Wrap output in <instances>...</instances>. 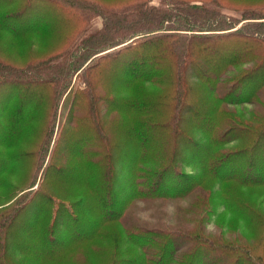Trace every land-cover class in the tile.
I'll list each match as a JSON object with an SVG mask.
<instances>
[{"label": "trees", "instance_id": "1", "mask_svg": "<svg viewBox=\"0 0 264 264\" xmlns=\"http://www.w3.org/2000/svg\"><path fill=\"white\" fill-rule=\"evenodd\" d=\"M49 1L50 6L56 3ZM63 1L66 4L47 10L44 19L75 1L82 3ZM149 1L96 6L105 25L92 28L88 24L89 32L82 37L88 45L87 59L98 56L82 68L85 85L90 87L77 97L83 100L82 124L89 119L84 102L96 106L90 116L94 132L76 125L61 134L52 164L45 165L24 202L35 201L36 218L22 240L35 237L47 225L38 239L54 251L65 241L97 244L106 229L118 225L110 264H264V109L251 112L247 119L243 111L231 108L264 98V5L242 9L241 20H251L237 27L239 19L224 15L216 8V0H168L159 6ZM33 9L28 4L19 11H4L0 29L11 34L27 32ZM79 14L86 17L84 10ZM36 69L40 74L45 67ZM36 79L45 85L59 82L56 76ZM21 97L14 110L20 109ZM152 137L156 141L150 143ZM64 140L66 150L60 152ZM147 143L152 144L151 150L146 149ZM132 147L133 157L126 162ZM63 167L70 172H63ZM73 171L84 177L73 178ZM91 176L103 183L107 197L95 214H86L83 206H89L99 192ZM118 181L124 182L123 188L117 187ZM84 185L91 195L75 194L86 192ZM196 190V215L183 221L182 239L177 237L180 232L158 238L159 231L151 225L124 222L135 200H173ZM228 191L236 193L235 202L225 197ZM254 194L262 197L256 199ZM207 202L211 209L206 208ZM219 206L250 239L244 240L239 232L226 236L227 222L218 236L205 231L209 214L216 215L214 221L219 219ZM15 211L19 212V206ZM16 212L7 221L15 223ZM184 243L185 249L176 253Z\"/></svg>", "mask_w": 264, "mask_h": 264}, {"label": "rangeland", "instance_id": "2", "mask_svg": "<svg viewBox=\"0 0 264 264\" xmlns=\"http://www.w3.org/2000/svg\"><path fill=\"white\" fill-rule=\"evenodd\" d=\"M7 1L10 0L5 2L0 0V23L3 18L1 13L4 11H9L7 13L14 9L19 11L28 4L31 7L35 6V9L32 10L33 15L28 16L27 25L32 26L27 32L11 34L7 30L0 29V264H110L117 243L118 237L115 232L118 225H112L106 229L105 236L97 244L84 240H75L71 244H67L65 241L52 251L46 248L45 242L38 239L43 238L42 235L47 231V225L42 226V231L35 237L27 241L22 240L23 233L30 226H34V218H36L35 201L32 200L29 205L24 202L28 199L30 190L39 183L45 165L52 164V152H54V147L59 137L62 136L61 134L76 125L94 132V118H90V116L96 106L92 105L90 101L84 102L83 106L84 109H87L85 112L89 119L82 124L79 115H85L81 106L83 100L77 97L80 92L90 87L87 86L88 84L85 85L87 82L83 79L85 77L82 68L98 56L96 53L87 59L85 50L88 45L83 44L82 37L89 32L88 24L92 28L105 25L104 17L96 12V6L121 7L137 0H80L82 3L75 1L74 4L66 6L67 9L62 12L53 11V15L49 19H44L47 10L50 12L55 5L66 4L65 1L56 0L52 6H50L49 0H13L6 3ZM167 1L150 0L149 3L159 6ZM195 1L213 2L212 0ZM46 5L51 8L46 9ZM262 5H264V0H216L215 4L216 8H221L222 13L227 17L239 19L237 27L242 26L243 23L248 24L251 20H241L242 9L245 7L259 8ZM34 10L36 11L34 12ZM81 10L86 11V17L79 14ZM38 11L39 13H37ZM261 14L264 15V9ZM43 22H45L44 25ZM85 27L88 28L86 32H84ZM62 64L63 67L57 68ZM40 66L45 67V70L38 74L36 68H40ZM67 69L69 70L67 71ZM53 76L58 78V83H46L48 85H45L36 79L37 77L52 79ZM103 76L110 77L106 73ZM36 83L37 85H35ZM29 84L34 85L29 89ZM65 85H67V92L62 95L61 92ZM20 96H22L23 102L20 109L16 107L14 110L15 102ZM261 99V102L243 103L231 106V108L243 111L246 118L250 119L248 116H251V112L264 109V98ZM23 116L26 117L24 121H22ZM6 122H8L7 127H5ZM43 126H45L44 131ZM109 127L112 128V131L115 130L112 125ZM124 128H120V131H124ZM9 132L11 134L5 140L4 137ZM65 141L61 143L60 152L66 150L64 149ZM154 141L156 138L152 137L150 143ZM146 149L151 150L152 144L147 143ZM133 152L134 147L127 150L126 162L132 159ZM62 157L60 156V161L64 160ZM179 158L184 159L183 156ZM40 167L41 169L38 171L37 169ZM120 168L124 169L123 162L120 163ZM185 168L190 170L192 167L185 166ZM63 169V172H70L66 167ZM71 176L73 178L84 177L77 171L71 172ZM90 178L93 186L99 192L96 198L94 197L95 200L89 202V206H83V211L86 214H95L99 202L107 196L103 183L98 182L92 176ZM35 179H37L36 183H34ZM118 184L120 188L124 187V182H116L117 187ZM84 186L86 192L83 194L76 192L75 194L79 196L91 195L89 186ZM66 189L71 194L68 191L70 188ZM196 195L197 190L173 200L169 198L152 201L148 199L135 200L129 207L124 222L130 226L142 223L151 225L150 227L157 228L159 231L158 238L162 235L165 237L170 231L179 233L183 231V221L187 218L191 220L196 215ZM109 196L110 194H108ZM225 197H229L235 202L237 195L234 191H228ZM253 197L259 199L262 195L254 194ZM18 206L19 212H16ZM206 208L211 209L210 202H207ZM217 210L220 212L219 219L214 221L216 215L211 218L209 214L207 224L204 225L208 234L220 235V227L227 222L229 227L225 228L226 236L237 235L235 232H239L242 237L244 236V240L250 239L248 232L240 230L236 220L229 213H222V206H219ZM14 212L18 214L16 222L14 223V220L7 221V218ZM62 223L64 220L61 221ZM183 235L180 232L177 236L178 239H182ZM97 237L100 239L99 235ZM184 249L185 243L180 245L176 253Z\"/></svg>", "mask_w": 264, "mask_h": 264}, {"label": "bare ground", "instance_id": "3", "mask_svg": "<svg viewBox=\"0 0 264 264\" xmlns=\"http://www.w3.org/2000/svg\"><path fill=\"white\" fill-rule=\"evenodd\" d=\"M9 92V91H8ZM5 93V92H4Z\"/></svg>", "mask_w": 264, "mask_h": 264}]
</instances>
